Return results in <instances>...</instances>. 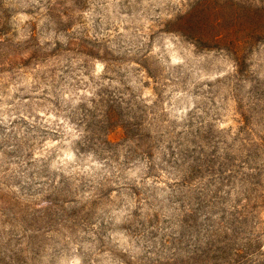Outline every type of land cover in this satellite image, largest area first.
<instances>
[{
    "label": "rangeland",
    "instance_id": "obj_1",
    "mask_svg": "<svg viewBox=\"0 0 264 264\" xmlns=\"http://www.w3.org/2000/svg\"><path fill=\"white\" fill-rule=\"evenodd\" d=\"M84 6V0H74L73 7ZM68 16L75 13L63 0L45 6L0 0L3 90L7 94L18 80L9 103L31 101L27 118L18 114L0 121V264H35L30 257L49 241L67 243L61 264H73L84 249L91 252L89 264H245L250 247L241 246L239 237L264 229L258 114L249 117L241 104L244 115L237 111L226 122L196 113L183 128L165 130L167 113H159L157 123L153 105L167 103L170 87L191 84L197 69H168L144 53L110 58L107 74L96 65L89 76L85 53L89 61L100 55L93 45L108 53L134 44L135 32L124 37L109 26L106 31L114 34L102 40L86 33L66 45L60 37L75 26L65 22ZM180 60L176 56L173 62ZM199 74L210 95L213 81L204 77L211 70L201 67ZM201 86L193 92L199 95ZM209 103L216 105L215 99ZM32 105L41 110L31 111ZM45 105L54 111H43ZM122 116L130 122L115 127L123 142L111 151L104 146L113 143L111 135L101 143V133ZM160 152L159 165L138 173L143 179L124 181L113 171L117 165L138 167L137 160H152ZM90 154L96 157L93 165H103L99 174L88 166ZM70 155L77 157L75 168L66 163ZM181 160L178 172L168 171ZM166 174H175V180H165ZM162 183L176 195L161 199Z\"/></svg>",
    "mask_w": 264,
    "mask_h": 264
},
{
    "label": "clouds",
    "instance_id": "obj_2",
    "mask_svg": "<svg viewBox=\"0 0 264 264\" xmlns=\"http://www.w3.org/2000/svg\"><path fill=\"white\" fill-rule=\"evenodd\" d=\"M36 5L45 6L48 0H32ZM207 2V0H84V7H73L74 0H63V3L75 13L65 17V22H71L75 26L70 32H65L61 37L64 44H70L74 40H83L86 33H91L93 40H102L114 33H109L106 28H119L120 34L128 37L135 32V43L124 48H113L105 53L99 45H93L100 51L98 57L91 61L87 59L90 53H85L84 65L86 71L91 76L95 71V66L99 65L104 74L111 69L108 64L110 58L133 59L138 55L147 53L157 62H162L168 69L196 68L193 82L185 88L170 87V98L162 107L159 102L153 105L155 121L159 122V113H167L168 123L162 127L167 130L170 127L183 128L184 124L192 119V115L199 113L206 120L215 121L222 116L226 122L235 116L237 111L244 115L247 110L249 117L253 113L257 115L255 130L264 135V0H215L217 4L223 5L231 3L235 5L237 14L233 17V27L225 28L223 25L210 23L208 27L193 30L189 26L190 20ZM56 3V0H52ZM249 18L255 23H249ZM150 25L149 31H144V27ZM128 31H125V28ZM179 56L181 60L174 63V57ZM202 56V59L198 58ZM206 67L211 70L210 76H205L204 80L213 81L210 95L205 91L199 74V68ZM2 75V74H0ZM82 79V74L79 77ZM99 79V77H97ZM95 83V81H93ZM4 81L0 80V121L5 119H15L16 116L30 114L29 105L31 101H13V92L19 88V81L16 87L5 94L3 90ZM142 83V82H141ZM195 85L200 87L199 95L193 92ZM137 87L139 95L140 87ZM258 95L255 97L254 94ZM62 95V92L60 93ZM215 99L216 105L213 107L209 100ZM155 99V97H153ZM243 104L244 110L240 109ZM35 105L31 106V111H40ZM43 111H54L50 105H45ZM211 112V115H207ZM125 120L122 116L120 122L113 125L111 129L105 125V131L101 133V143L111 135L113 143L105 144L106 149L115 151L122 145V138L115 132V127L123 128ZM175 122V124H173ZM197 126H199L197 124ZM159 134V129L154 131V135ZM82 136L86 135L81 133ZM147 139V136L144 137ZM91 138L88 141L89 149L94 144ZM167 143V137H165ZM62 146V145H61ZM135 147V146H132ZM160 152L152 160L136 161L138 167L128 168L117 165L113 168L118 176L124 181L140 180L144 177L138 175L142 170L147 171L150 164L159 165ZM96 159L91 154L87 158V163L92 172L99 174L103 165H93ZM180 160L179 157H177ZM69 168H75L78 163L75 155H70L66 160ZM184 166L181 160L179 164H173L172 169L178 172ZM83 167V164L80 165ZM119 168V171H116ZM165 180H175L176 175H165ZM154 183V182H153ZM157 195L163 199L164 196H174V191H168L163 183L157 190ZM178 208V205H174ZM250 242L251 246H250ZM238 243L243 247H250L245 264H264V248L260 245L264 243V229L252 236L251 231L241 235ZM67 243L57 246L55 242L49 241L42 246V250L36 252L30 259L35 264H61V253L66 250ZM141 243L139 247H143ZM14 250H18L15 249ZM134 247H136L134 245ZM137 250L139 248L137 247ZM91 252L84 249L76 253L73 264H89Z\"/></svg>",
    "mask_w": 264,
    "mask_h": 264
},
{
    "label": "trees",
    "instance_id": "obj_3",
    "mask_svg": "<svg viewBox=\"0 0 264 264\" xmlns=\"http://www.w3.org/2000/svg\"><path fill=\"white\" fill-rule=\"evenodd\" d=\"M237 14L235 5L217 4L215 0H207L205 5L194 14L189 22V26L193 30H199L208 27L210 23L214 22L218 25H223L225 28L233 27V17ZM249 23H255L249 18Z\"/></svg>",
    "mask_w": 264,
    "mask_h": 264
}]
</instances>
